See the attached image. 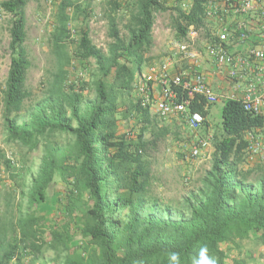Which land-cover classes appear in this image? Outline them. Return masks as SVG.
Instances as JSON below:
<instances>
[{"label":"trees","instance_id":"16d2710c","mask_svg":"<svg viewBox=\"0 0 264 264\" xmlns=\"http://www.w3.org/2000/svg\"><path fill=\"white\" fill-rule=\"evenodd\" d=\"M30 1L3 3L11 15V58L4 88L0 84L2 116L7 143L28 152L41 146L43 154L29 188L20 191L26 211L19 209L17 218L0 214V264H171L172 253L178 254V264H194L201 249L211 264H246L244 257L231 260L228 250L246 240L264 244V165H239L253 158L246 151L247 135L263 134L264 116L246 110L240 100L223 101L220 133L211 139V167L172 207L152 193L149 157L170 130L158 125L151 105L140 104L132 84L145 64H154L149 53L156 13L173 11L181 40L190 27L203 29L211 41L221 26L236 27L240 20L254 25L257 17L234 12L237 0L211 7L209 0H176L171 6L169 0H107L111 42L105 51L90 36L93 0H52L55 22L47 41L57 72L47 91L34 99L27 86L32 60L25 45ZM120 10L128 12L126 36L117 24ZM229 39L228 47L245 43ZM69 43L77 59L94 60L90 83L84 76L68 79ZM87 86L95 94L91 99L84 95ZM203 102L194 99L190 109L201 112L206 124L210 107ZM121 118L134 120L135 129L121 132ZM5 164L15 163L6 157ZM57 176L66 184L68 220L50 226L39 209L49 202ZM45 250L55 252L50 262L38 257Z\"/></svg>","mask_w":264,"mask_h":264},{"label":"rangeland","instance_id":"374dc122","mask_svg":"<svg viewBox=\"0 0 264 264\" xmlns=\"http://www.w3.org/2000/svg\"><path fill=\"white\" fill-rule=\"evenodd\" d=\"M168 4L170 6L175 5L176 0H169ZM184 8L186 7L184 6ZM91 9L93 10L89 22L91 39L98 47L106 51L111 42L108 35L107 15L110 11L107 9V0H93ZM26 12L27 40L25 45L32 60V66L27 75V86L31 89L33 98L38 99L47 91L57 72L56 55L47 41L54 29L55 21L49 0L30 1ZM115 15L122 36H126L125 25L128 22V12L125 13L124 10H120L115 12ZM174 16L175 14L171 9L156 13L153 32L154 46L149 56L153 58L152 62L154 63L160 62L166 57H171L176 68L188 70L190 68L189 63L181 60L177 54V44L184 39H178L176 36V31L173 28ZM10 21V14L0 21V84L2 88L5 86L11 58L9 49ZM209 41L204 30L201 29L197 39L198 47L205 46ZM74 49V43H69L68 51L72 59L68 66V79L72 81L79 76H84V79L90 83L96 70L95 62L93 59L87 62L77 59L74 56ZM207 62L204 61L202 67ZM146 68L147 65L145 64L143 70H146ZM84 95L86 98L91 99L95 94L90 86H87ZM222 107V101L211 105L207 122L198 133H191L186 125L178 119H162L155 116L159 126L164 125L170 130V134L158 142V146L150 151L149 156L154 178L152 193L160 199L162 204L172 207L178 205L184 196L200 185L201 177L210 169L214 151L212 141L210 147L205 150L204 156L198 159H187L185 152L190 148L195 136H211L212 139L213 135L220 133ZM2 113L3 94L0 90V214L2 216L7 215L9 218H17L21 212L19 209L23 212L27 209L25 200L23 201L20 197V191L23 188H29L32 177L39 169L43 151L41 146L32 152H28L27 148L20 144L7 143ZM119 124L121 132L135 129L134 120L127 121L121 118ZM261 137L264 140V135H261ZM6 157L13 159L15 164L12 166L15 169L6 167ZM257 164L264 165V149L258 156L245 157L239 165L241 168L248 169L256 167ZM256 173L257 171L251 177L254 178L257 175ZM48 191L49 202L40 206V213L46 218L47 224H51L50 226L66 222L68 220L64 216L67 203L66 184L57 176ZM72 226L76 230L75 233H78L76 224H72ZM76 239V241L79 240L78 234H76ZM242 243L241 247L231 245L229 248L228 255L231 260L244 257L246 264H264V244L250 240ZM38 257L40 260L50 262L55 257V252L45 250L44 254L38 255Z\"/></svg>","mask_w":264,"mask_h":264},{"label":"built area","instance_id":"2783aa9c","mask_svg":"<svg viewBox=\"0 0 264 264\" xmlns=\"http://www.w3.org/2000/svg\"><path fill=\"white\" fill-rule=\"evenodd\" d=\"M5 1L7 0H0V21L9 15L3 7ZM218 1L208 2L211 7ZM234 12L256 16L255 24L246 20H240L232 28L225 24L212 33L215 36L213 40L200 48L197 45L199 31L190 27L185 39L177 44L179 58L188 62L190 68H176L171 57L148 65L132 84L140 104L145 107L151 105L152 113L162 119L175 118L182 121L191 133H198L206 120L201 112L191 111L190 105L194 99L200 103L204 101L206 109L218 101L236 99L243 103L246 110L264 116V0H237ZM236 29L239 30V35L235 34ZM230 36L235 43L245 42L242 53L237 54L229 49ZM204 61L211 63L216 71L226 68V76L232 82V89L223 93L216 92L202 70ZM250 69L253 70L252 73H249ZM179 94L186 96L180 99ZM261 131L263 134L249 132L247 135L246 151L251 157L259 155L264 149L261 137L264 135V117ZM210 145L211 136L197 135L185 152V157L198 159L204 156Z\"/></svg>","mask_w":264,"mask_h":264},{"label":"crops","instance_id":"0c3cea01","mask_svg":"<svg viewBox=\"0 0 264 264\" xmlns=\"http://www.w3.org/2000/svg\"><path fill=\"white\" fill-rule=\"evenodd\" d=\"M251 17H253V15H250V18ZM251 22L249 21V23H251ZM253 39H255L254 35H253ZM242 48H243L242 44L241 45L240 44H233L229 47V49L231 51H233L237 54L242 53V51H243ZM207 63L204 67H202V70L206 73L208 81L212 85L214 90L218 93H223V92H226V91L232 89V82H230L228 80V77L226 76V68L221 69L220 71H216V70H214L215 67L211 63H209V62H207ZM252 72H253V70L250 69L249 73H252Z\"/></svg>","mask_w":264,"mask_h":264},{"label":"clouds","instance_id":"9594fccd","mask_svg":"<svg viewBox=\"0 0 264 264\" xmlns=\"http://www.w3.org/2000/svg\"><path fill=\"white\" fill-rule=\"evenodd\" d=\"M178 254L172 253L170 256V262L171 264H178ZM194 264H211V262L208 260L206 256V249H201L200 252V258L194 261Z\"/></svg>","mask_w":264,"mask_h":264}]
</instances>
